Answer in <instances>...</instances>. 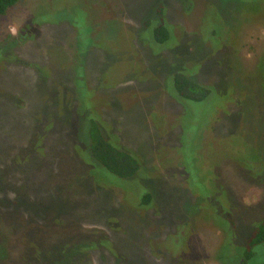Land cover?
<instances>
[{"label":"rangeland","instance_id":"obj_1","mask_svg":"<svg viewBox=\"0 0 264 264\" xmlns=\"http://www.w3.org/2000/svg\"><path fill=\"white\" fill-rule=\"evenodd\" d=\"M161 3L173 26L185 31L175 62L202 67L198 76L206 84L217 78L222 97L181 123L185 138L194 137L192 155H180L175 140L168 139L180 132L175 123L181 109L160 95L174 59L146 43L147 20ZM75 28L85 40L82 47L76 46ZM211 32L219 35L216 40L209 39ZM1 46L0 199L18 192L40 207H28L21 198L10 208L0 207L9 209L7 217L0 214V264H50L65 252L63 264H230L242 255L253 233L250 224L262 221L264 211V0H22L0 22ZM77 49L80 74L96 87L92 98L100 106L111 101L104 115L121 130L123 144L139 152L146 166L163 172L166 184L161 187L163 177L155 173L147 184L155 182L154 207L164 217L122 204L118 190L98 192L95 179L80 175L65 129L73 125V133L80 132L85 111L79 108L71 121L68 116L77 112L74 96L89 97L70 84L63 87ZM6 57L24 63H6ZM220 63L226 73L221 82L211 68ZM210 104L216 108L207 109ZM200 134L206 150L200 158L206 162L198 168L195 137ZM57 142L66 144L58 150ZM256 150L262 162L252 179L261 186L243 180L236 160ZM204 166L210 178L213 171L228 177L229 186L225 180L221 185L228 187L234 206L244 208L232 229L228 222L207 220L211 213L200 210L197 193L187 188L185 169L200 181ZM123 186L136 194L141 190L138 182ZM91 244L93 254L80 252ZM255 252L249 264H264V246Z\"/></svg>","mask_w":264,"mask_h":264},{"label":"trees","instance_id":"obj_2","mask_svg":"<svg viewBox=\"0 0 264 264\" xmlns=\"http://www.w3.org/2000/svg\"><path fill=\"white\" fill-rule=\"evenodd\" d=\"M22 0H0V22L4 19V17L8 14V12ZM167 5V4H166ZM193 3L191 4V6ZM50 6V5H49ZM165 4L161 3L155 10L154 15L152 18H149L147 20L146 25V31H147V40L146 43L148 47L152 48L153 51H165L169 55H172L174 61L168 65L167 73H165L163 77V82L161 85H163V90L161 91L160 95L161 97H167L172 102V104L178 108H180L179 118L177 123H175V128H177L176 131L180 130V132H177L173 137H169L168 139H173L176 142V148L180 155H192V152L190 148H192V145L189 141H193L194 137H188L185 138L184 136V128L183 133L181 128V123H184L186 119H188L191 115L195 116V111H203V108L205 107L207 101L214 100V97L218 98L222 102V97L220 96L219 88L217 87V78L215 81L211 84H206L202 82L199 79L198 73L201 71L202 67L196 65L192 62H184L182 65H178L175 62V59L177 61L179 56V49L178 45L182 43L184 33L185 31L182 30V28H178L173 26L174 23L172 22V19L170 18V15L167 14L165 9ZM43 9V7H42ZM188 9V8H187ZM58 10V9H57ZM56 11V10H55ZM187 11V10H186ZM191 9H189L186 13L189 14ZM40 15H45L46 10L44 9L45 14H43V11H39ZM42 17V16H41ZM45 19H41L39 21V25H43ZM69 24V23H67ZM71 24H69L70 26ZM72 26V25H71ZM46 27V26H45ZM73 28V27H72ZM180 29L181 31H179ZM74 30V29H73ZM72 30V31H73ZM75 31L77 33L75 34V40H76V46L82 47V42L85 41L83 36L80 34L79 31L75 28ZM184 32V33H183ZM219 36L216 34V32H211L209 34V39ZM145 37V36H144ZM90 37L89 39H91ZM218 37L217 39H219ZM9 39V38H8ZM13 38H11L12 40ZM34 37L27 39L25 42H29ZM216 40V37L214 38ZM208 39L205 41L207 42ZM91 41H93L91 39ZM11 42V41H10ZM7 44V43H6ZM213 44V43H212ZM93 46H96L97 48L100 47L98 42H93ZM95 47V49H97ZM3 46L0 47V52L2 51ZM78 51H75V60L72 62V65L69 67L70 76L65 80L64 86H67L70 84L71 88H74L73 91L77 90V93L79 92L81 95V91L86 92L89 98H83L79 95L74 96V106L77 109V112L75 110V113L68 116V121H71L75 118L76 115H79V108L83 109L85 112L81 113V116L83 114L85 117H83L82 126L80 129V132L78 134H74L73 131L75 130L73 125H70V129L66 128L69 132V139H70V153L73 156L74 160L78 159L79 163L81 164L80 169V175L82 177L84 176H90L92 179H95V181L98 183L96 184L98 192L105 189L104 191L107 193L113 192L118 190L120 197H121V203L127 204V205H135L136 208H139L140 211H145L146 213H149L150 211L155 212L152 214L156 217H164L162 212L160 211L159 207H154L156 205V197L154 198L155 192L154 189H156V184L154 181L153 185L147 184V179L153 177L152 173H155L156 175L161 174L162 182L161 187L166 184L164 181L163 172L157 171L156 169H153L146 166L145 161L141 154L139 152L133 150L130 147H127L123 144V139L125 137L121 133V130L114 126L112 121L104 115V111L107 110L111 104V101H108V105L105 104L100 106V102L98 99H93L94 96L93 93H95V86L90 85L89 82L87 83L86 79L83 80L84 73L80 74L79 68H81V49H77ZM186 53H188V50H185ZM94 52V51H93ZM98 52H96V55ZM14 56V55H9ZM3 57V56H2ZM19 58V57H18ZM6 60V63H18L22 64L24 61L22 59H11V57L3 58ZM17 61V62H16ZM26 64V63H25ZM198 66V68H197ZM224 63L220 64H214L212 70L216 68L218 71V77L221 80L223 79V76L226 74L224 71ZM6 67V65H5ZM35 71V70H34ZM203 72V69H202ZM212 72V71H211ZM35 73V72H34ZM104 75V74H103ZM101 75V77L103 76ZM100 77V76H99ZM56 79V78H55ZM264 79V74L262 76V80ZM80 80H83L82 82H79ZM100 80V79H99ZM264 84V83H263ZM99 86V85H98ZM263 95H264V89H263ZM227 96H230V93H228ZM215 98V99H216ZM234 98V96H233ZM228 100V98H226ZM120 99L116 100L118 103ZM240 102V100H235L234 103ZM231 101H227V103L223 106L224 110L227 108L226 105ZM224 104V103H223ZM21 105L24 107V104L21 103ZM118 107L121 109L123 107L122 103L117 104ZM208 105V104H207ZM207 109H215L214 104H210L206 107ZM222 108V106H221ZM228 112H231L227 110ZM78 113V114H77ZM69 117H72L69 119ZM175 121V122H176ZM57 135V134H56ZM196 141L200 145V149L198 150V158H199V167L201 168L204 164L202 158H200L201 154H204L206 152L205 150V144L203 142V134L199 135L198 137H195ZM61 139H64L61 138ZM59 141V140H58ZM66 143H60L57 142L56 146H64ZM37 146L41 147V143H38ZM37 147V148H39ZM40 149V148H39ZM47 152V147L43 148ZM201 151V154H200ZM60 152V151H59ZM204 152V153H203ZM40 155L43 156L42 151L40 149L39 152ZM183 158V157H182ZM250 159V160H248ZM180 160V158H179ZM238 164L237 166L244 171L243 180L245 182L252 183L254 185H257L259 183H256L253 181V177H256L259 175L260 171H256L255 167L261 165L262 157L260 155L259 151H251V153H246L243 156H239L237 159ZM206 162V161H205ZM7 169H11L13 166L11 164H8ZM182 166V165H179ZM215 168V167H214ZM258 168V167H257ZM190 167H188V170L185 169V175H186V183L187 188L192 189L193 195H198L201 208L200 210L209 211L211 213V216L208 217L207 220H210L212 223L220 224L222 222H228L230 223L231 229L236 226V214H239L241 210L244 208L235 207V203L232 202L229 196V192L227 194V188H223L221 185V180L226 181V186L228 184L229 186V180L224 178L222 174H217L215 171L212 173L214 174V177L210 178V172L207 170V166H204V169H202V172L198 171V174L200 176V181H195V178H193V172H190ZM20 169H17V172L19 173ZM87 173V174H85ZM188 173V174H187ZM102 176H105L107 178H110L109 180H103ZM135 182H138L140 184V193L136 194L135 192L130 191L129 189H125L123 186L124 183H132L135 184ZM143 184V186L141 185ZM158 183V181L156 182ZM201 183V187L198 186ZM217 183V184H216ZM89 185L94 189L95 187L92 186L90 183ZM260 185V184H259ZM257 185V186H259ZM158 186V185H157ZM261 186V185H260ZM212 187V188H211ZM119 188V189H118ZM218 189V191L216 189ZM96 189V188H95ZM211 189V190H210ZM212 197V199L208 200L207 198ZM229 197V198H228ZM19 198L23 199L21 201H24L28 207H40L35 204V201L28 200V196L22 197L18 196V192H11L8 191L3 199H0V207H8L10 208L11 204L18 203ZM80 207H82L84 204L80 202ZM31 205V206H30ZM264 204L262 205V207ZM232 207V208H230ZM244 207V206H241ZM3 210L0 209V214L2 212L5 213V216L7 217L9 213V209ZM12 208V207H11ZM264 209V207H263ZM163 210V209H162ZM151 212V213H152ZM43 215L44 214H40ZM114 215L113 217H115ZM259 220V223H251L250 229H252L253 233L249 240L247 241L246 247H242V257H239L238 259L232 258L231 261H235L236 264H249L250 261H252L255 256L256 252L255 249L260 246H264V211L262 213ZM180 218H183V221H187V216L181 215ZM179 218V221L181 219ZM222 226V225H221ZM221 231V229H220ZM225 235L222 231L220 232ZM109 236V234H107ZM243 240V238H242ZM241 240V241H242ZM96 246L94 244H91L88 247H81L80 252L82 253H88V256L90 254H93V248ZM65 250L68 248L67 246L63 247ZM92 250V251H91ZM95 250V249H94ZM66 252L64 256L58 257L54 262H51L50 264H63L64 260L66 259ZM231 261L229 263L231 264ZM49 264V263H48Z\"/></svg>","mask_w":264,"mask_h":264}]
</instances>
